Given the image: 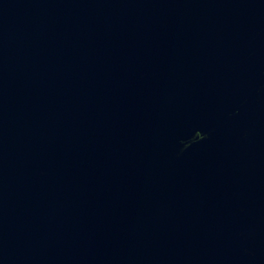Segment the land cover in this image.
Returning a JSON list of instances; mask_svg holds the SVG:
<instances>
[{"label": "water", "instance_id": "1", "mask_svg": "<svg viewBox=\"0 0 264 264\" xmlns=\"http://www.w3.org/2000/svg\"><path fill=\"white\" fill-rule=\"evenodd\" d=\"M0 264H264V0H0Z\"/></svg>", "mask_w": 264, "mask_h": 264}]
</instances>
